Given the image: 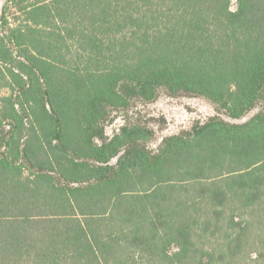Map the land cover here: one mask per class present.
<instances>
[{
    "label": "trees",
    "instance_id": "1",
    "mask_svg": "<svg viewBox=\"0 0 264 264\" xmlns=\"http://www.w3.org/2000/svg\"><path fill=\"white\" fill-rule=\"evenodd\" d=\"M161 88L233 118L263 109L155 151L140 125L107 136L111 109ZM257 211L264 0L4 1L0 264H218L251 242Z\"/></svg>",
    "mask_w": 264,
    "mask_h": 264
},
{
    "label": "rangeland",
    "instance_id": "2",
    "mask_svg": "<svg viewBox=\"0 0 264 264\" xmlns=\"http://www.w3.org/2000/svg\"><path fill=\"white\" fill-rule=\"evenodd\" d=\"M5 0H0V13ZM263 109L258 103L243 116L233 118L219 104L204 96L186 93L172 94L161 88L153 100L134 99L128 107L111 109L103 125L107 136L112 137L121 130L133 125H140L151 133V140L146 143L150 151H155L162 140L170 135L191 129L197 123H205L211 118H220L232 123H244ZM264 213H254L250 230L251 242L236 256H229L225 249H220L224 259L218 264H264V223L260 220ZM264 219V217H263ZM218 239H212L215 244ZM222 242V239H219ZM218 260V259H217Z\"/></svg>",
    "mask_w": 264,
    "mask_h": 264
}]
</instances>
